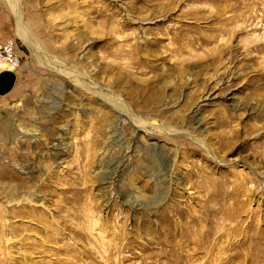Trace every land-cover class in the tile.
Here are the masks:
<instances>
[{
    "label": "rangeland",
    "instance_id": "rangeland-1",
    "mask_svg": "<svg viewBox=\"0 0 264 264\" xmlns=\"http://www.w3.org/2000/svg\"><path fill=\"white\" fill-rule=\"evenodd\" d=\"M0 40V264H264V0H0Z\"/></svg>",
    "mask_w": 264,
    "mask_h": 264
},
{
    "label": "built area",
    "instance_id": "built-area-1",
    "mask_svg": "<svg viewBox=\"0 0 264 264\" xmlns=\"http://www.w3.org/2000/svg\"><path fill=\"white\" fill-rule=\"evenodd\" d=\"M20 58L16 44L12 40H0V73L19 68Z\"/></svg>",
    "mask_w": 264,
    "mask_h": 264
},
{
    "label": "water",
    "instance_id": "water-1",
    "mask_svg": "<svg viewBox=\"0 0 264 264\" xmlns=\"http://www.w3.org/2000/svg\"><path fill=\"white\" fill-rule=\"evenodd\" d=\"M14 80V74L9 72L0 73V96L6 95L12 89Z\"/></svg>",
    "mask_w": 264,
    "mask_h": 264
},
{
    "label": "bare ground",
    "instance_id": "bare-ground-1",
    "mask_svg": "<svg viewBox=\"0 0 264 264\" xmlns=\"http://www.w3.org/2000/svg\"><path fill=\"white\" fill-rule=\"evenodd\" d=\"M14 6V5H13ZM54 145V144H53Z\"/></svg>",
    "mask_w": 264,
    "mask_h": 264
},
{
    "label": "crops",
    "instance_id": "crops-1",
    "mask_svg": "<svg viewBox=\"0 0 264 264\" xmlns=\"http://www.w3.org/2000/svg\"><path fill=\"white\" fill-rule=\"evenodd\" d=\"M2 41H4V40H2Z\"/></svg>",
    "mask_w": 264,
    "mask_h": 264
}]
</instances>
